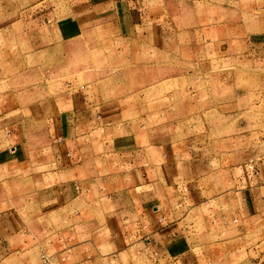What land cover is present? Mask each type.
Masks as SVG:
<instances>
[{"label":"rangeland","instance_id":"obj_1","mask_svg":"<svg viewBox=\"0 0 264 264\" xmlns=\"http://www.w3.org/2000/svg\"><path fill=\"white\" fill-rule=\"evenodd\" d=\"M141 2L151 16L161 9L156 45L124 35L108 0H0V214L19 211L33 235L27 250L20 247L23 254L2 264L126 260H107L104 240L98 255L84 241L103 217L84 215L81 205L91 201L87 189L81 205L74 206L80 221L74 220V210L66 215L63 205L54 207L57 190L47 191L58 182L49 174L43 120L53 114L56 94L69 87L98 81L104 100L120 107L123 126L132 133L189 144L201 154L256 158V167L264 168V0ZM85 9L93 17L82 34L57 41V25ZM15 114L30 117L31 138L21 149L9 145L10 132L17 130L9 125ZM106 178L99 174L94 200H106ZM79 222L83 241L74 229ZM259 228L264 231V223ZM263 233L258 229L257 235ZM253 241L231 235L218 244L224 257L211 260L243 264L244 251L237 257L235 252Z\"/></svg>","mask_w":264,"mask_h":264},{"label":"crops","instance_id":"obj_2","mask_svg":"<svg viewBox=\"0 0 264 264\" xmlns=\"http://www.w3.org/2000/svg\"><path fill=\"white\" fill-rule=\"evenodd\" d=\"M141 1L108 0L109 10L124 35L156 45L162 35L161 9L151 16ZM90 11H77L73 21L58 24L57 41L79 37L92 20ZM104 98L98 81L69 87L56 94L54 112L43 120L49 174L58 182L47 191L59 193L57 205L46 202L50 208L63 205L66 215L74 210L78 221L81 212L74 206L81 205L87 189L91 201L81 205L84 215H103L95 233L84 234L90 251L98 255L106 249L107 260L126 257L123 264H139L138 257H147L144 264H214L211 257H224L219 241L233 235L255 241L235 252L237 257L244 251L241 263L264 264V233L257 235L258 229L264 232L259 228L264 223V168L256 167L257 159L233 154L228 160L225 153L201 154L189 144L132 133L123 126L120 107ZM13 116L9 125L17 130L10 132L9 145L21 149L31 138L30 117ZM99 174L107 177L104 202L93 198ZM26 223L19 211L0 214V264L23 254L20 247L29 248L33 235ZM214 223L220 227L211 228ZM81 228V222L74 223L79 241Z\"/></svg>","mask_w":264,"mask_h":264}]
</instances>
